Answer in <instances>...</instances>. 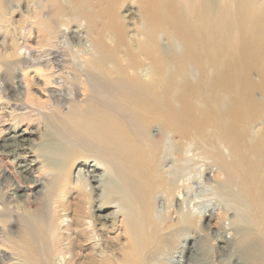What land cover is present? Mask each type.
Returning a JSON list of instances; mask_svg holds the SVG:
<instances>
[{"label": "bare ground", "instance_id": "1", "mask_svg": "<svg viewBox=\"0 0 264 264\" xmlns=\"http://www.w3.org/2000/svg\"><path fill=\"white\" fill-rule=\"evenodd\" d=\"M163 1L0 0L13 264H264V0Z\"/></svg>", "mask_w": 264, "mask_h": 264}, {"label": "rangeland", "instance_id": "2", "mask_svg": "<svg viewBox=\"0 0 264 264\" xmlns=\"http://www.w3.org/2000/svg\"><path fill=\"white\" fill-rule=\"evenodd\" d=\"M107 1H110V0H107ZM152 2L155 5L154 11L156 13H159L162 10L163 14L166 15L169 18L171 24H173V23H177L178 24L179 23L180 18L176 14L175 8H174V10L172 9V5L171 4L166 3L163 0H152ZM16 17L19 18L20 15L19 16L16 15ZM36 39H38L37 36L35 34H33L32 38L30 40V44L32 43L33 46H36L35 45L36 44L35 43ZM5 42H7V43L9 42L8 43L9 46H6V47H12V45L10 43V42H12V36L9 33V31L6 30V28L2 27V29L0 30V47L1 48L5 47ZM20 42L21 43L24 42V37H22L20 39ZM4 99H5L6 102H8V100H9L7 97H5ZM7 117L8 116H6V119L9 118V117L8 118ZM40 119H41V121H40ZM9 123H10L9 120L6 121L5 123L4 122L0 123V142L2 141L1 139H2V136L4 135V131L9 127ZM45 125L46 124H45L44 120L40 116V117L36 118L35 121L34 120L31 121L30 124H28V125H27V121H26V123L22 124L20 129L24 130V129H26L28 127L27 129L33 130L34 133L31 135L32 140L34 139L33 142L35 144L39 145V147H41V146L43 147L44 142H45L44 141L45 137L43 138V134H44V132L47 131V127ZM12 160L11 159L10 160H6V158H3V161L0 163V176L2 174V169H4V168L8 169L10 171V173H12V174L16 172V170H17V160H15V161L13 160L14 163L12 162ZM39 166H40V164H38L36 167H39ZM80 167L81 166L77 167L76 170H74V172H73L74 176L75 175L79 176V174H81V177H82L84 175V174L82 175V171H81V173H79L80 172L79 169H81ZM35 174L36 175L38 174L37 171L35 172ZM30 199L32 201H29V202L26 203L27 211H24L23 209H21V211L19 209V211H18L21 215L24 213L26 215L25 217L30 216L32 214H35L37 212V210H38L39 202L37 200L34 201L33 197H31ZM14 209L2 210L1 211L2 215L0 216V255L5 254L6 257L3 258V256H2L0 258V264H13L12 262L15 261V259H14L15 256H13V254L11 253V249L9 248L10 242L7 239L8 238L7 236L9 234V229L11 227L16 228L21 223V219H20L21 217H17V214L13 215V212H15V211H13ZM114 210L115 209L112 208V209H109L108 211L111 212V211H114ZM11 223H12V225H10ZM8 225H10V226H8ZM211 244H212L211 246H213V247L216 246V244L213 243V242ZM214 255L217 256V253L215 252ZM215 262H216V260H215Z\"/></svg>", "mask_w": 264, "mask_h": 264}]
</instances>
